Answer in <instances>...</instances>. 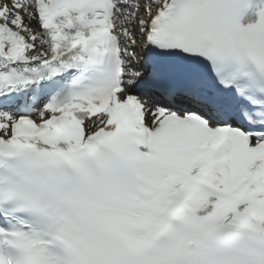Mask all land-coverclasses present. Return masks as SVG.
<instances>
[{"label": "snow or ice", "instance_id": "6c2138e0", "mask_svg": "<svg viewBox=\"0 0 264 264\" xmlns=\"http://www.w3.org/2000/svg\"><path fill=\"white\" fill-rule=\"evenodd\" d=\"M0 264H264V0H0Z\"/></svg>", "mask_w": 264, "mask_h": 264}]
</instances>
